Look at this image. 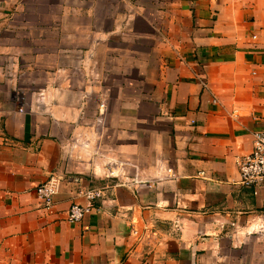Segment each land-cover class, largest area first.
Wrapping results in <instances>:
<instances>
[{
  "label": "crops",
  "instance_id": "obj_1",
  "mask_svg": "<svg viewBox=\"0 0 264 264\" xmlns=\"http://www.w3.org/2000/svg\"><path fill=\"white\" fill-rule=\"evenodd\" d=\"M263 128L264 0H0V264H264Z\"/></svg>",
  "mask_w": 264,
  "mask_h": 264
},
{
  "label": "built area",
  "instance_id": "obj_2",
  "mask_svg": "<svg viewBox=\"0 0 264 264\" xmlns=\"http://www.w3.org/2000/svg\"><path fill=\"white\" fill-rule=\"evenodd\" d=\"M239 171V183L246 187H252L256 192L260 186H264V128L252 133V148L250 152L236 159ZM58 191V182L55 178L39 183L35 187V195L45 209L54 204V196ZM104 195L103 187L89 188L83 191V202L72 203L66 211L65 219L70 223L79 222L85 214L93 210L94 202ZM136 231H133L135 234Z\"/></svg>",
  "mask_w": 264,
  "mask_h": 264
},
{
  "label": "rangeland",
  "instance_id": "obj_3",
  "mask_svg": "<svg viewBox=\"0 0 264 264\" xmlns=\"http://www.w3.org/2000/svg\"><path fill=\"white\" fill-rule=\"evenodd\" d=\"M114 106V105H113Z\"/></svg>",
  "mask_w": 264,
  "mask_h": 264
}]
</instances>
